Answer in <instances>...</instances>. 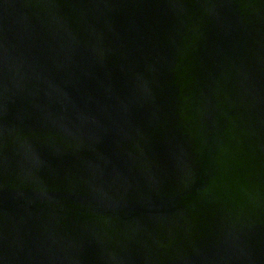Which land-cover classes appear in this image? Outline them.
Returning <instances> with one entry per match:
<instances>
[{"label":"water","instance_id":"1","mask_svg":"<svg viewBox=\"0 0 264 264\" xmlns=\"http://www.w3.org/2000/svg\"><path fill=\"white\" fill-rule=\"evenodd\" d=\"M0 264H264V0H0Z\"/></svg>","mask_w":264,"mask_h":264}]
</instances>
